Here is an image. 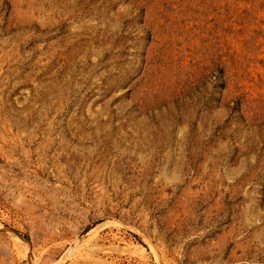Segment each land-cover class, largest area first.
<instances>
[{"label":"rangeland","instance_id":"1","mask_svg":"<svg viewBox=\"0 0 264 264\" xmlns=\"http://www.w3.org/2000/svg\"><path fill=\"white\" fill-rule=\"evenodd\" d=\"M0 264H264V0H0Z\"/></svg>","mask_w":264,"mask_h":264}]
</instances>
